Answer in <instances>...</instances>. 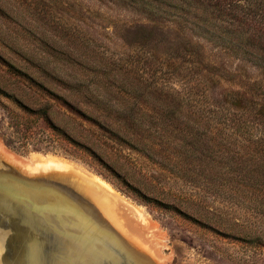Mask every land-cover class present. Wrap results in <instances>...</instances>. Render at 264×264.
I'll return each instance as SVG.
<instances>
[{
	"label": "rangeland",
	"instance_id": "374dc122",
	"mask_svg": "<svg viewBox=\"0 0 264 264\" xmlns=\"http://www.w3.org/2000/svg\"><path fill=\"white\" fill-rule=\"evenodd\" d=\"M261 48L264 0H0V165L148 264H264Z\"/></svg>",
	"mask_w": 264,
	"mask_h": 264
},
{
	"label": "water",
	"instance_id": "95a60500",
	"mask_svg": "<svg viewBox=\"0 0 264 264\" xmlns=\"http://www.w3.org/2000/svg\"><path fill=\"white\" fill-rule=\"evenodd\" d=\"M9 170L15 172V182L48 192L38 202L24 201L17 188L0 181V211L9 208L19 225L33 229L39 238L41 264H52L51 257L60 262L62 250L66 251L63 264H126L122 253L127 250L144 259L108 224L98 208L74 190ZM115 243L124 250L120 252Z\"/></svg>",
	"mask_w": 264,
	"mask_h": 264
},
{
	"label": "bare ground",
	"instance_id": "6f19581e",
	"mask_svg": "<svg viewBox=\"0 0 264 264\" xmlns=\"http://www.w3.org/2000/svg\"><path fill=\"white\" fill-rule=\"evenodd\" d=\"M4 151H6V150H4ZM35 155H37V154H35ZM10 158H11V155H10ZM36 158L37 157H35V159ZM39 159H40V161H39ZM39 159H37L38 161H35L33 165H30L32 167L26 165L27 167H25V168L28 169L26 171L29 172V169H30V170H32L30 172L33 173V171L35 172V171H39V170H45V171L51 170V169L57 170V169H67L68 167H70V165L66 164V162L64 163L60 160L50 159V158L48 160H44L41 158H39ZM20 162H21V160H20ZM2 166L3 165H0V181H3L7 185H11L13 188H17L19 190V192H21L20 195L25 197L24 201L38 202L39 201L38 198L48 195V192H46V191H44V190H42L36 186L21 185V184L15 182L16 178L14 177V174H13L15 172L9 170V168H6L4 166L2 167ZM23 167H24V165H23ZM87 176H88V174H87ZM95 179L98 180L104 186H106L107 189L112 190V188H110V186L108 184H106L105 182H103L99 178L96 177ZM84 184H82V186H80L79 188L88 194L92 193V190L90 189V187L89 186L87 187L86 186L87 184L86 185H84ZM91 188H93V187H91ZM115 196H117V195H115ZM120 197H122V196H120ZM93 198L95 199V197H93ZM125 202H127V200ZM101 206H104V205L101 204ZM143 220L145 223H147V221L145 219H143ZM17 221H18V219H16L13 212L9 208L6 207L4 209V211H0V264H2V263H4V264H41L39 261V257H41V255L39 253L41 252V250L39 248V245H37L38 239H39L38 236L34 233L33 229H31L29 227H25V226L22 227V225H19ZM9 237H10V240H9ZM7 241L10 243L16 242L17 243L16 247H14V246L8 247L9 243ZM116 244L117 243H115V245ZM117 246L119 247L118 250L120 252H122L124 250V248L122 247L121 244H119V245L117 244ZM61 253H63V255L66 257V255H65L66 251L65 250L64 251L62 250ZM122 254L124 255V258L126 260V264H148L146 260L142 259L141 257L136 255L135 253H132L129 250L123 252ZM64 256L61 257L60 262L55 261L53 259L54 257H51L50 261L52 264L54 262H55V264H63L64 262L62 259L64 258ZM3 257H5L4 258L5 260L3 259Z\"/></svg>",
	"mask_w": 264,
	"mask_h": 264
},
{
	"label": "trees",
	"instance_id": "16d2710c",
	"mask_svg": "<svg viewBox=\"0 0 264 264\" xmlns=\"http://www.w3.org/2000/svg\"><path fill=\"white\" fill-rule=\"evenodd\" d=\"M262 50H264L263 48H261Z\"/></svg>",
	"mask_w": 264,
	"mask_h": 264
}]
</instances>
